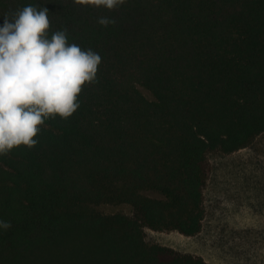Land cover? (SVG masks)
<instances>
[{"label": "trees", "instance_id": "1", "mask_svg": "<svg viewBox=\"0 0 264 264\" xmlns=\"http://www.w3.org/2000/svg\"><path fill=\"white\" fill-rule=\"evenodd\" d=\"M28 4L101 63L69 118L0 154V264H209L145 228L200 232L209 153L264 134V0H0V15Z\"/></svg>", "mask_w": 264, "mask_h": 264}, {"label": "clouds", "instance_id": "2", "mask_svg": "<svg viewBox=\"0 0 264 264\" xmlns=\"http://www.w3.org/2000/svg\"><path fill=\"white\" fill-rule=\"evenodd\" d=\"M97 2L112 7L116 0ZM48 13L46 6L28 4L0 15V154L36 145L40 125L69 118L80 107L82 86L96 78L100 54L69 43L66 29L49 37ZM8 227L0 219V228Z\"/></svg>", "mask_w": 264, "mask_h": 264}, {"label": "rangeland", "instance_id": "3", "mask_svg": "<svg viewBox=\"0 0 264 264\" xmlns=\"http://www.w3.org/2000/svg\"><path fill=\"white\" fill-rule=\"evenodd\" d=\"M149 98L153 93L139 86ZM205 187L206 215L200 232L145 228L146 240L203 256L209 264H264V134L249 147L210 152ZM151 196L159 193L147 191ZM104 213L134 214L127 203H101Z\"/></svg>", "mask_w": 264, "mask_h": 264}]
</instances>
